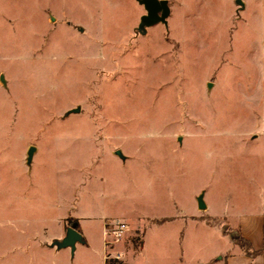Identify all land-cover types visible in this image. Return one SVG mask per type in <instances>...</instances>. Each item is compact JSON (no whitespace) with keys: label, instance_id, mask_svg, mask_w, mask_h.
<instances>
[{"label":"rangeland","instance_id":"1","mask_svg":"<svg viewBox=\"0 0 264 264\" xmlns=\"http://www.w3.org/2000/svg\"><path fill=\"white\" fill-rule=\"evenodd\" d=\"M260 1L168 0L139 29L138 0H0V264H108V218L115 264L231 247L227 220L264 212ZM74 220L83 240L51 253Z\"/></svg>","mask_w":264,"mask_h":264},{"label":"crops","instance_id":"2","mask_svg":"<svg viewBox=\"0 0 264 264\" xmlns=\"http://www.w3.org/2000/svg\"><path fill=\"white\" fill-rule=\"evenodd\" d=\"M236 3L241 4L242 7H245V1L246 0H235ZM260 6L262 9H264V0L260 1ZM169 220L172 219V217ZM152 219H158V218H152ZM168 221V220H167ZM153 222V221H151ZM166 222V221H165ZM155 223V222H153ZM164 223V222H163ZM161 224V223H158ZM227 224H229V227L231 230L235 232V234L240 235L242 238L248 240L251 244V246L255 250H262L264 248V212L261 214H250L247 212H239L237 214L236 219H231L230 221L227 220ZM103 225V222H102ZM81 232V228H80ZM234 234V235H235ZM10 235H23L24 238L30 239L33 237L34 239L37 237L39 238V234L35 236V234H31V236H25L26 233H17V234H10ZM65 236V231L57 234L53 237V245L48 246V249L51 251V253L55 255H65L67 258L69 257L68 250H65V247L58 248L54 242L60 241ZM82 240H83V234L81 232ZM232 236L230 235L231 242H230V248L218 252L217 255H219L217 258L214 257L211 261H209L206 264H264V256L262 254H258L254 257L249 256L245 252H243L237 245H235L232 241ZM22 237V236H21ZM86 240H84V243ZM77 243V242H76ZM75 243V247H76ZM38 248L41 250H44L47 248V245L43 242L37 243ZM74 247V248H75Z\"/></svg>","mask_w":264,"mask_h":264},{"label":"water","instance_id":"3","mask_svg":"<svg viewBox=\"0 0 264 264\" xmlns=\"http://www.w3.org/2000/svg\"><path fill=\"white\" fill-rule=\"evenodd\" d=\"M140 4L144 6L146 11L145 15L141 17L139 29H144L145 26H150L157 22H165L166 18L170 13V8L168 4V0H138ZM240 2V0H238ZM79 108H74L69 110L67 113H75L78 112ZM35 150L34 146H30L27 151V162L31 161L33 151ZM115 154L119 157L123 158L120 150H116ZM198 206L199 208H205V204L202 200V195H199L198 198ZM76 222L72 223L65 230V236L60 241H55L54 244L58 248L62 247H71L73 250L75 247V243L77 241H82L81 232L76 229Z\"/></svg>","mask_w":264,"mask_h":264},{"label":"built area","instance_id":"4","mask_svg":"<svg viewBox=\"0 0 264 264\" xmlns=\"http://www.w3.org/2000/svg\"><path fill=\"white\" fill-rule=\"evenodd\" d=\"M127 229L128 226L125 221L119 218H108L103 221V243L107 251V253L104 255L105 260L120 259L122 255L116 251L112 252V247L114 244L122 240Z\"/></svg>","mask_w":264,"mask_h":264},{"label":"trees","instance_id":"5","mask_svg":"<svg viewBox=\"0 0 264 264\" xmlns=\"http://www.w3.org/2000/svg\"><path fill=\"white\" fill-rule=\"evenodd\" d=\"M169 219H170V218H168V217H162V218H158V219H152V221L155 222V223H163V222H165V221H167V220H169ZM74 222H77V221L74 220L72 223H74ZM72 223H71V224H72ZM76 229H77L78 231H80V226L77 225V226H76ZM232 241H233V243H234L235 245H237V246H238L243 252H245L246 254H248V255L251 256V257H254V256L258 255V254H262V255L264 256V248H263L262 250H255V249L251 246L250 242H249L248 240L242 238L240 235L234 237V238L232 239ZM107 261H108V264H115L116 259L106 260V262H107Z\"/></svg>","mask_w":264,"mask_h":264}]
</instances>
